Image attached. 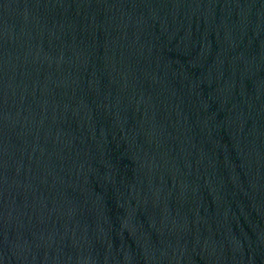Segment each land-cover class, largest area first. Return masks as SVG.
I'll use <instances>...</instances> for the list:
<instances>
[{"label":"water","instance_id":"1","mask_svg":"<svg viewBox=\"0 0 264 264\" xmlns=\"http://www.w3.org/2000/svg\"><path fill=\"white\" fill-rule=\"evenodd\" d=\"M0 264H264V0H0Z\"/></svg>","mask_w":264,"mask_h":264}]
</instances>
